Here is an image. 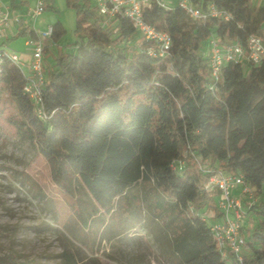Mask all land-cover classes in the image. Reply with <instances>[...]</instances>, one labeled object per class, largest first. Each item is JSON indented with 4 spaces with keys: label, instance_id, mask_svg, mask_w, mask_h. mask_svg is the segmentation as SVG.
Returning <instances> with one entry per match:
<instances>
[{
    "label": "trees",
    "instance_id": "obj_1",
    "mask_svg": "<svg viewBox=\"0 0 264 264\" xmlns=\"http://www.w3.org/2000/svg\"><path fill=\"white\" fill-rule=\"evenodd\" d=\"M44 2L59 13L55 0ZM65 2L78 39L45 69L40 105L14 64L0 76V96L6 91L17 110L7 121L47 162L53 183L73 199L83 188L112 219L111 239L138 229L166 264H264V56L257 65L226 63L209 90L202 52L211 35L243 48L256 36L264 46V4L192 0L206 15L193 19L178 5L152 3L144 21L171 39L170 56L158 58L128 19L106 25L92 0ZM210 5L228 18L209 15ZM53 26L58 42L66 29L61 20ZM23 36L36 38L21 24L14 38ZM134 38L139 47L129 53ZM217 174L241 175L258 199L241 262L223 259L210 231L221 213L206 182Z\"/></svg>",
    "mask_w": 264,
    "mask_h": 264
},
{
    "label": "rangeland",
    "instance_id": "obj_2",
    "mask_svg": "<svg viewBox=\"0 0 264 264\" xmlns=\"http://www.w3.org/2000/svg\"><path fill=\"white\" fill-rule=\"evenodd\" d=\"M28 2L35 6L34 0ZM57 5L59 13L46 10L35 26L31 22L39 32L58 20L66 29L58 42H49L45 69L54 65L59 51L71 53L78 39L75 12L63 0H57ZM29 39L11 40L9 48L19 55L31 53L32 47L25 46ZM139 43L134 38L125 47L130 53ZM207 47L208 39L202 44L205 56ZM23 69L29 73L27 65L23 64ZM0 99V264H65L69 259L71 264H166L138 229L111 239L105 228L112 219L96 207L83 188L76 199L65 195L53 183L44 158L8 123L7 117L16 115L17 110L6 91Z\"/></svg>",
    "mask_w": 264,
    "mask_h": 264
},
{
    "label": "built area",
    "instance_id": "obj_3",
    "mask_svg": "<svg viewBox=\"0 0 264 264\" xmlns=\"http://www.w3.org/2000/svg\"><path fill=\"white\" fill-rule=\"evenodd\" d=\"M35 6L28 7L26 10L17 11L12 8L11 3L0 0V76L6 62H10L18 67L27 78L25 92L30 96L36 106L41 103L42 89L45 82L44 53L46 42L52 41L54 26L49 25L46 30L38 31L34 29L36 38H30L26 45L32 47L31 61L27 65L21 56L12 51L6 43L8 32L13 24L31 27V22L35 21L46 11L44 0H34ZM98 9L100 16L107 22L117 21L119 18L128 19L137 31L140 41L148 44L147 54L150 57L167 58L170 56L169 49L171 39L167 32L159 31L148 25L143 19L142 10L149 7L152 3H157L164 9H169L162 0H92ZM186 14L193 19L205 18L206 15L196 8L192 0H177V4ZM207 13L213 17H223L227 15L218 11L214 6L207 8ZM210 79L212 84L209 90H213V85L221 77V70L226 63H245L257 65L264 56V46L256 36L248 38L246 47L243 48L238 43L223 44L213 35L208 38L207 53ZM23 64L29 68V73L23 69ZM39 114L41 111L39 110ZM179 165V163H178ZM173 167H177L174 165ZM237 185H242V198L232 195ZM206 188L215 189L218 192L217 207L221 213L220 219L210 225V231L215 240L218 251L223 259L233 257L236 261L243 260V248L246 243L244 237L243 218L247 214L244 208L245 200L250 209L256 203V198L250 187L244 182L241 175L217 174L211 176L206 182ZM248 209V210H249Z\"/></svg>",
    "mask_w": 264,
    "mask_h": 264
},
{
    "label": "crops",
    "instance_id": "obj_4",
    "mask_svg": "<svg viewBox=\"0 0 264 264\" xmlns=\"http://www.w3.org/2000/svg\"><path fill=\"white\" fill-rule=\"evenodd\" d=\"M56 1V3H57V0H55ZM64 1V3H65V5H66V2H65V0H63ZM162 1H164L167 5H169V6H171V7H174V6H176V4H177V0H162ZM256 2V3H255ZM17 3H19V4H22V6L21 7H18V8H16V9H14V10H17V11H21V10H26L27 8H26V6L27 7H30V5H29V2H28V0H17ZM253 3H255V5L256 6H259L260 4H264V0H253ZM67 7V6H66ZM58 9H59V7H58ZM43 15H44V13H43ZM43 15H41L40 17H42ZM39 17V18H40ZM49 20V19H48ZM37 21V20H36ZM36 21H35V23H33L34 24V26H35V24H36ZM115 22L116 21H111V22H107L106 21V25H108V24H110V23H112V24H115ZM51 25V24H50ZM18 27H19V25H17V24H13V27L11 28V30L8 32V38H7V41H6V43L8 44V46H9V42L11 41V40H15L16 38H14L15 37V35L17 34V32H18ZM33 29H36V30H38V28L37 27H32ZM27 42V41H26ZM49 42L50 41H47L46 42V50H45V53H44V57H45V54L47 53V52H49V49H48V46H49ZM25 46L26 47H28L27 45H26V43H25ZM208 48V47H207ZM202 52L204 53V51L202 50ZM21 59L25 62V63H27V65L30 63V61H31V53L29 52V53H21ZM242 189H243V186L242 185H237L236 186V188L233 190V192H232V195L234 196V197H236V198H240V199H243L242 197V194H241V192H242ZM257 201V200H256ZM245 202L246 203H244V208L245 209H247V214L244 216V218H243V229H242V232H243V235H244V237H247L248 235H249V233H250V231L253 229V227L255 226V224H256V221H257V218H256V216L253 214V215H249V213H252V211H249L248 209V207H247V200H245Z\"/></svg>",
    "mask_w": 264,
    "mask_h": 264
}]
</instances>
